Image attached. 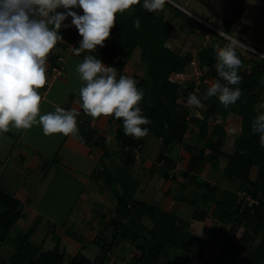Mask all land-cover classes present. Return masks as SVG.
I'll return each instance as SVG.
<instances>
[{
    "label": "trees",
    "instance_id": "16d2710c",
    "mask_svg": "<svg viewBox=\"0 0 264 264\" xmlns=\"http://www.w3.org/2000/svg\"><path fill=\"white\" fill-rule=\"evenodd\" d=\"M169 5L167 2L165 3ZM171 7L175 16L190 21L195 28L208 29L198 23L188 15ZM242 6L237 7L233 13L235 20H239ZM139 19L140 27L134 26V22ZM66 44L76 43L82 39L78 30L62 28L59 30ZM211 34L216 32L208 29ZM172 36V25L162 13H155L146 10L142 3L133 5L130 10L117 13V20L103 46H97L95 50H86V55H94L100 58L106 65H115L117 78L121 76L125 66L131 59L135 50H139L140 56L145 60L146 73L144 83L147 90L144 91L140 81L136 76H132L138 82V88L144 91V97L139 102L143 115L150 118V123L142 125L149 128L158 140L162 141V148L157 160L168 165L173 164V159L167 156L177 145L185 144V136L189 131L191 122L199 126V138L205 140L206 147L210 149V156H206L205 148L200 149L198 160L201 165L210 164L212 168H218L217 149L220 139L225 135L221 126H210L208 119L210 116L218 117L225 121L234 109V113L239 118V134L234 141V149L230 154L224 168L225 179L237 182L244 186V191L249 196L251 203L246 199H239L236 194L229 191H222L217 196V186H213L207 181L198 180L197 184L204 191L192 200L175 197V200L194 206L192 219L200 220L207 218V209L212 207L211 217L229 227L230 233L226 238L219 260L214 264H264V145L260 142V134L252 131L254 118L264 112L261 102H264V61L255 59V62L244 69V59L239 68L242 80L238 85L242 89L241 97L233 104L224 105L218 95L207 96L202 99V119L194 117L193 107L187 105L186 98L189 91L194 92L195 83H186L183 88L179 83L172 80L173 74L184 73L193 60H196L199 67L207 68L206 77L211 81L221 79L215 70L216 56L212 46L201 47L195 55L190 52L181 54L173 51L167 46ZM222 83H226L221 79ZM184 85V84H183ZM206 86L201 88V94ZM201 94H197L201 96ZM191 115V121L187 119ZM88 114L83 109L77 117L78 134L75 135L87 146L99 147L105 156H109L106 148V138L98 135L96 128L89 125ZM108 121L115 125L114 138L118 147V152L122 155V169L117 176H112L107 170L102 169L98 175L105 176V184L112 188L118 185L122 193L113 191L117 200L118 213L129 222L122 226L121 221L115 220L113 241L122 239L129 241L134 247L136 254L132 257L131 264H185L173 263L170 261L159 262L167 247H172L191 255H200L204 245V239H193L187 227L178 223L179 219L175 211L165 212L155 205H148L137 201L129 202L132 184L130 180L131 168L135 165L136 152H140L144 147L143 137H135L124 132L123 118H115L107 115ZM82 138V139H81ZM191 152L195 151L192 144H185ZM212 155V156H211ZM254 172V176L252 175ZM97 176V175H96ZM185 177L187 174L185 173ZM167 180H174L173 175L167 170L163 173ZM189 177V176H187ZM198 178V177H197ZM197 180V179H196ZM183 187V185H182ZM199 203L204 208H199ZM147 217L153 224L151 229H146L141 224V219ZM21 218L20 202L5 193L0 188V243H4L9 238V232L17 221ZM122 223V222H121ZM134 224L131 229L126 226ZM124 224V223H123ZM240 227H252L254 232H260L258 242L243 256L244 248L240 246L248 244V239L243 234L238 238L237 229ZM144 229V231H143ZM35 232L31 227L26 234L18 233L12 238L15 253L10 260L0 258V264H22L28 259V264H62L65 253L56 245L52 251L41 252L40 248L29 244L28 236ZM109 243L108 246L112 245ZM24 253L21 254L20 252ZM35 251L37 257L32 259L28 254ZM16 254V255H15ZM109 254L108 247L101 245V255L93 264H105V259ZM76 258H74V263Z\"/></svg>",
    "mask_w": 264,
    "mask_h": 264
},
{
    "label": "rangeland",
    "instance_id": "374dc122",
    "mask_svg": "<svg viewBox=\"0 0 264 264\" xmlns=\"http://www.w3.org/2000/svg\"><path fill=\"white\" fill-rule=\"evenodd\" d=\"M167 3L218 34L217 36L211 34L208 29L193 27L190 21L175 16L171 7L165 4L162 10L154 12L157 14L162 13L167 21H169L172 25V36L168 41L167 46L173 51L181 54L190 52L195 55L201 47L212 46L213 43L223 46L229 41L226 39V36L219 35L217 30H222L226 32L225 35L232 37L236 35L241 43L264 53V0H170V2ZM240 6H242L241 16L239 20H235L233 13L235 9ZM62 10L63 9H60V11ZM77 11L82 13L83 10L77 9ZM68 18V22H70L71 17ZM71 27L76 29L74 25ZM237 53L241 58L247 61L244 69L249 70V67L255 62V59H248V57L243 54V50L239 47H237ZM61 55L64 58L65 55L66 57L70 56L67 52H62ZM139 57V53H136L131 64L125 68L123 75L136 76L140 81L142 89L146 91L147 86L144 83L146 63L144 59V61H142ZM54 60L55 63L53 66L64 67L63 62H58L56 59ZM74 62H77L76 65L72 67V65L68 63L66 65V73L64 72L65 76L70 80L69 90L71 93L67 95L66 102L68 105H71L72 103H82L79 89L85 83L80 79L79 73L76 71L77 65L82 61L79 58H75ZM111 66L115 67L113 64ZM204 70L205 69L201 70L203 72L202 74L206 72ZM185 73L186 74L183 76L184 79L172 76L174 80L182 84L181 86L183 88H185L186 83L197 82L201 76L199 75V68L197 66L188 68ZM61 78H63V76L57 78L55 85L60 84L59 82H61ZM187 105L189 104L187 103ZM189 106L193 107V109H198L201 113L202 109H206V106H202V103L200 106ZM202 118L203 116L201 119ZM189 120L191 121V119ZM208 122L211 127L216 125L221 126L225 132V135L220 139V145L216 154L218 168H212L208 163L201 165V162L198 160V153L200 149L206 147V141L200 140L199 138L198 124L191 122L189 125V131L185 136V144H192V146L195 147V151L191 152L185 144L177 145L171 153L167 154V156L173 159L172 165H168L164 162L161 163L157 160L162 148V141H159L152 133H148L146 136H143L144 147L140 152H138V154L148 160L147 166L150 167L147 170L144 169L142 171L143 179L146 180L140 183L141 186L148 187L150 191L154 190L157 191V193H161L164 189H170L169 191L171 193L173 192L176 197L182 196L185 199L192 200L204 191L203 189L201 190V187L196 182L201 179L209 182L213 186H217V196H220L222 191H229L238 196V193L241 192L244 186L239 185L237 182L225 179L223 176V168L234 149V141L239 134V118L236 116L233 109L225 121L219 120L218 117L210 116ZM205 151L207 152L206 156H210V149L205 148ZM115 157L121 158L120 153H117ZM122 160L123 159L119 162L116 160L114 163L116 164L115 166L120 164L115 176H117L119 170L123 168L121 164ZM143 161L144 159L141 162L143 163ZM103 163H108L107 158L103 159ZM158 164H160V166ZM95 169V174L98 175L99 168ZM138 170L140 171V167H138ZM166 170L174 176V180H167L163 177V173ZM185 173L189 177H185ZM252 175L254 176V172ZM103 186L106 190L111 192L110 198L113 200L115 199L113 194L115 188L118 190L117 192L122 193L118 185H116L115 188H109L105 184ZM132 186L134 187V185ZM132 189L135 188H130L131 194L127 200L132 203H136L138 200H143L140 198L141 192L138 190L137 193H132ZM104 191V189L103 191L99 190L97 191V194ZM78 192L79 189L76 190V188L73 187V190L68 191L65 196L61 198L58 197V201L61 205L56 209L57 211L54 214V224L46 219H41L38 222L37 218L36 222H33L34 224L30 225V228H35V232L28 236L29 244L39 247L41 252L52 251L54 247L58 245L59 249L64 252L65 241L69 242L71 246L79 243L81 247L79 248V252L77 254H71L73 248L68 249L67 247V250L64 252L65 259L62 264H93L94 260L101 255V245L105 248L108 247L109 249V254L105 259V264H131L132 257L136 254L134 247L129 241H125L120 238L116 239L114 242L113 236L105 233L103 223L101 225L100 232L96 234L98 235V239L96 240L95 245L91 242H87L88 240L79 238L80 235H85L81 227L88 229L95 223L98 226L100 225L103 220V215L101 214L103 209L96 204L92 210L88 212L86 209L81 208L78 204H74L73 199L76 201ZM52 193L53 191H49L47 193V197H50ZM178 203L182 202L178 201ZM154 205L158 207V204L155 203ZM200 206L201 208H204L201 204ZM182 209L183 210L180 211L181 222L179 221L178 223L184 226V228L187 227V229H189L186 222L189 223L192 220L195 208L188 204H184ZM114 211L117 213L118 207L115 206ZM170 211L173 212L176 210L171 209ZM207 211L211 213L212 207H209ZM207 218V222L206 220L201 219L203 221L198 223L196 231H191V229L188 230L193 239H204V245L199 256L187 254L172 247H167L164 254L160 257L159 262L170 261L173 263L177 262L185 264H214L217 260H219L221 250L225 245V241L229 236L230 230L229 227H224L218 221L214 220L210 214H207ZM115 220L116 217L114 215L113 224L115 223ZM118 223L122 226L125 225L121 222ZM64 224L65 234L64 236H60V234L56 231V227H63ZM126 227L131 229L134 227V224L130 223ZM30 228L28 230H23L15 224L9 232V238L4 243H0V258L4 257L7 260H10L15 253L12 238L20 232L23 234L28 233ZM242 234L246 237V239H248V244L243 245V242H241L242 244L240 245L244 248L243 256H245L247 252H249V250L258 242L260 232H254L252 227H240L237 229L238 238ZM111 242H113V244L108 246ZM20 253L24 256L23 251ZM28 255L32 259L37 257L35 251H30ZM74 258H76V261L72 263ZM28 259L30 258L25 259L22 264H28Z\"/></svg>",
    "mask_w": 264,
    "mask_h": 264
},
{
    "label": "clouds",
    "instance_id": "9594fccd",
    "mask_svg": "<svg viewBox=\"0 0 264 264\" xmlns=\"http://www.w3.org/2000/svg\"><path fill=\"white\" fill-rule=\"evenodd\" d=\"M166 2L170 0H0V134L10 128L30 129L39 124L45 135H77V109L56 106L54 111L41 114L43 97L39 90L48 83L49 54L63 40L59 30L62 26L76 27L82 36L79 46L74 47L79 55L104 45L117 13L140 3L154 12L162 10ZM77 9H82V13ZM68 17L70 22H66ZM134 26L140 27L139 19ZM226 39L229 42L223 46L212 44L215 70L226 83L221 79L205 81L201 96L193 91L187 93L189 105L200 106L203 98L218 95L219 101L227 106L241 97L242 89L231 86L242 80L239 74L242 60L237 47L245 45L236 35ZM76 71L85 82L79 89L84 111L93 117L114 114L115 118H123L125 134L139 138L149 133V128L142 125L149 124L150 118L143 115L139 106L144 91L138 88L135 78L127 75L117 78L116 67L91 54L84 56ZM260 106L264 108V102ZM252 131L260 134L264 145V112L254 118Z\"/></svg>",
    "mask_w": 264,
    "mask_h": 264
},
{
    "label": "crops",
    "instance_id": "0c3cea01",
    "mask_svg": "<svg viewBox=\"0 0 264 264\" xmlns=\"http://www.w3.org/2000/svg\"><path fill=\"white\" fill-rule=\"evenodd\" d=\"M69 28L73 29L72 27ZM217 31L220 32L219 30ZM76 43L79 44V41ZM66 47L67 44L64 40L58 41L52 53L49 54L48 83L43 89L39 90L43 97L40 105L41 114L54 111L56 106L64 107L65 109H77L78 112L82 109V103H72L71 105L66 103L67 95L71 91L69 90L70 80L65 76V73L68 63L72 67L76 65L77 62H74L75 58L83 61L84 57L81 54H85L86 50L76 55L75 53H68L65 49ZM62 52H67L70 56L66 57L65 55L64 58L61 55ZM136 53H139L140 56L139 50H135L125 68L131 64ZM58 58H62V60ZM139 58L144 61L141 56ZM54 59L64 63V67H59L61 70L60 74L55 76L52 72V68L57 67L53 66L55 63ZM123 72L121 75H123ZM62 76L60 84L55 85L57 78ZM172 76L174 77L175 75L173 74ZM88 122L91 127L96 128L98 135L106 138V148L109 151V156H105L101 148L87 146L72 134L55 133L45 135L42 126L39 124L33 125L30 129L10 128L8 132L0 134V188L5 193L16 198L21 204V218L16 223L19 228L28 230L30 225L36 222L37 218L38 222L41 219H46L54 224V214L61 205L58 199L65 196L68 191H72L73 187L76 190L79 189L76 201L73 199L74 204H78L88 212L96 204L103 209L101 211L103 220L101 223L99 222L100 225L98 226L95 223L88 229L81 227L85 235H80V239L88 240L87 242L95 245L98 239L96 234L100 232L102 223L105 227V233L113 236L115 228L113 224L114 215L116 220H120L124 224L129 222L130 218L124 219L118 212L115 213L114 207H117V200L111 199V192L104 188L105 176H96L95 174V168H99V172L104 169L112 176H115L120 167V164L117 166L114 164L116 160L119 162L122 159L121 154V158L115 157L117 153L119 154L114 138L115 125L110 123L108 117L104 115L100 117L91 116ZM104 158H107L108 163H103ZM135 160V165L130 172L131 183L134 185L132 188H135L132 189V193H137L139 190L141 192L140 198L143 200L138 201L148 205L156 203L165 212L175 209L181 222L180 211L183 210L182 207L184 204L187 205V203H178L175 200L176 196L174 193L169 191L170 189H164L161 193H157L154 190L150 191L148 187H142L140 183L146 180L143 179L142 171L144 169L147 170L150 166H147L148 160L140 156L138 152H136ZM158 165L160 166V164ZM138 167H140V171ZM103 189L105 190L104 192L97 194V191H103ZM49 191H53V193L50 197H47ZM203 220L207 222L208 218ZM203 220L192 219L189 223L186 222L189 226L188 230L196 231L198 223ZM140 222L146 229H151L153 226L147 217L142 218ZM56 231L60 236H64L65 224L63 227H56ZM67 247L68 249L73 248L71 254H77L81 246L79 243L71 246L69 242L65 241L64 252Z\"/></svg>",
    "mask_w": 264,
    "mask_h": 264
},
{
    "label": "built area",
    "instance_id": "2783aa9c",
    "mask_svg": "<svg viewBox=\"0 0 264 264\" xmlns=\"http://www.w3.org/2000/svg\"><path fill=\"white\" fill-rule=\"evenodd\" d=\"M224 36H228V35H224ZM243 45H245V44H243ZM74 47H75L74 46V42H70V43L67 44V47L65 49H66V51L68 53L74 54L75 53L74 52ZM239 48H241L243 50V54H245L248 57V59L249 58H254V59H260V60H263L264 61V53L263 52L258 51L257 49L252 48V47H249L247 45H245V47H239ZM243 57H245V56H243ZM58 59L59 60H62V58H58ZM246 62L247 61L244 60V66H245ZM196 66L199 68V73H200L199 75H201V76H200V79L197 82H195L194 92H196V94H201V88L204 87V86H206V84L204 82L205 81L211 82V80L206 77L207 70H206V72H204V74H202L203 72L201 70L207 69V68H202L201 69L199 67V65H198V63H197L196 60H193L190 63V66L188 68H190V67H196ZM52 72H53V75L55 76V75H59L60 72H61V70L59 69V67H54V68H52ZM184 74H186V73L184 72V73L174 74V75H175V77H181V78H183ZM171 78H172V76H171ZM172 80L175 81V82H177L176 80H174V78H172ZM177 83H179V82H177ZM180 85H182V84H180ZM193 116L196 117V118H200V119L202 117L201 113L199 111H196V110H195V113H194ZM190 118H191V115H189V117L187 119H190ZM238 197H239V199H246V200H248L249 203H251V201H252V200H250L249 196L246 195V193L244 191L239 192L238 193Z\"/></svg>",
    "mask_w": 264,
    "mask_h": 264
}]
</instances>
